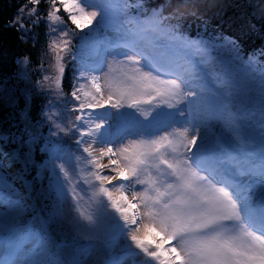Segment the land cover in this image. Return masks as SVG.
<instances>
[{
	"label": "snow or ice",
	"instance_id": "obj_1",
	"mask_svg": "<svg viewBox=\"0 0 264 264\" xmlns=\"http://www.w3.org/2000/svg\"><path fill=\"white\" fill-rule=\"evenodd\" d=\"M43 2L44 15H38L42 0H26L8 24L23 33L46 20L55 34L48 44L55 74L43 75L38 88L62 98L66 57L79 65L71 83L73 103L66 108L74 118L61 123L53 118L58 113L44 112L49 137L57 138L39 149L47 157L43 168L54 196L45 222L104 233L113 244L123 241L127 256L142 257L138 264H264V67H254L253 55L245 61L231 37L216 38L231 45L245 78L259 73L262 155L257 161L254 153H242L240 117L231 111L237 70L217 72L204 59L214 44L200 32L192 38L178 23L166 24L170 17L162 10L149 12L141 4L136 7L142 15L113 27V9L121 0ZM128 7L123 0L121 10ZM109 28L116 35L103 34L101 40V30ZM78 33H84L81 49H91L95 63H84L73 52ZM22 63L27 66L29 58ZM210 120L222 125L215 146L206 132L201 135ZM69 136L74 149L62 146ZM3 140L17 143L10 136ZM35 142V135L21 137L10 158L0 153V169L20 164L17 178L23 179L35 166ZM15 192L9 174L0 171V201L7 199L19 212L23 197ZM12 230L0 264H52L25 262L23 241L35 239V233L17 225ZM105 264L122 260L113 257Z\"/></svg>",
	"mask_w": 264,
	"mask_h": 264
},
{
	"label": "rangeland",
	"instance_id": "obj_2",
	"mask_svg": "<svg viewBox=\"0 0 264 264\" xmlns=\"http://www.w3.org/2000/svg\"><path fill=\"white\" fill-rule=\"evenodd\" d=\"M31 7V5H29ZM123 7V1L119 3V6L113 9V27H117L120 25L127 26L124 24V22L127 20L128 17H135L139 15L136 12L132 13L131 10L127 8L125 11H122ZM25 23H31V18L28 16H24ZM46 24L47 29V42L44 48H42V54L40 56L39 63L37 65L33 63H28L27 66H25L22 61V59H19L17 61L18 63V69L16 71L15 80L18 84L16 86L18 87L20 91V95L23 97L25 103L27 104L29 97L32 93H39L41 96H44L46 99L45 103V111H49L50 114L52 113H58V116H54V119H57L58 122H65L68 118H74L76 115L75 113H70L66 111L67 107L71 106V97L69 94H64L62 98H57L50 92H46L44 90H41L37 86V81L42 80L43 75H54V68L52 65L54 64V59L52 54H50L48 49V44L50 43V37L54 36V33H49V27L44 20ZM69 26H71L69 24ZM74 27V26H71ZM78 31V30H77ZM88 31L87 29L85 30ZM102 35L100 39L102 40L103 34H106L108 37H113L116 35V33L112 30V28H109L107 30H101ZM38 30L36 27H32L30 31L23 32V34L34 36L36 35ZM84 33H78L77 36L73 37V52L77 54L78 57H80L84 63L92 64L95 63L96 56L95 53L91 49H81V40L80 37L83 36ZM222 46V45H221ZM223 52V49L220 48L217 45H214V47H210L209 50L206 53H203V57L206 60H209L212 62V65H214L217 72H222L225 69L229 68H235L237 70V76L238 73L240 74V77H243L244 80L249 81L250 86L254 89L253 96H256L258 99V103L254 104L255 108L248 111L247 113H244L243 116H241L240 112L241 110L237 107L231 108V111L238 115L240 118L238 120V123L241 128V141H239L241 145V151L248 152V153H254L252 155V158L255 160H259L262 153L260 150V139H261V128H260V109H261V83L259 78V73H254L256 76V79L251 78H245L243 73L239 71L237 68V65H235L234 61L231 60L230 64L227 61L219 60V58H224V54L220 55ZM219 56V58H218ZM66 69H69L70 73L73 75L77 74V69L79 68V65L76 61H72L70 57H66ZM43 65V68L40 67V65ZM212 65H209L211 67ZM255 68L260 69L264 67V63L261 67ZM208 84L207 87H212V78L209 76L207 78ZM238 81V79H237ZM247 86V84H244ZM244 85L242 86L241 83H237V86L235 89H241V96L242 98L246 95H248V91H250V88H244ZM249 87V85H248ZM9 87H1L0 88V98L8 100L7 103H14V88H12L10 91L8 90ZM246 89V90H244ZM72 90V89H71ZM233 91V90H232ZM234 93V92H233ZM50 99L53 101V103H50ZM256 99V100H257ZM44 112L42 115V120L37 123H32L27 120H25L24 114L22 115V120H24V131L29 136L35 135L36 142L35 147H38V152L42 156L43 160L40 163H36L35 166L38 169V172L40 173L39 177L37 174L35 176H32L29 173V169L24 174L23 179H18L19 172L21 165L20 164H14L11 168L6 169H0V171H5L7 174H9L11 180L14 182V188L16 189L15 195L23 197L22 201L20 202L22 204V208L17 211V208L8 202L7 199L4 201H0V221H3V223H0V240H3L6 243V250L9 246L10 241L14 237V233L12 230L11 224H15L13 219L18 215L20 219L25 216L29 215L27 210L32 211L37 217H36V223L34 220H29L28 223H26L24 226H19L20 228H25L28 231L35 233V239L42 238L41 244L38 246V248L35 247L36 242L32 238H26L23 241V247H22V259L27 262L29 259H38V260H44V261H50L52 264H105L106 261L111 260L113 257L119 258L122 260V264H138V262L142 259V257H131L127 256L126 249H124L123 241H118L115 244L111 243L110 238L104 234V233H95L90 232L87 229H83L81 231L75 230L71 224L64 223L60 224L59 229H65L69 230L72 234H74L78 239H81L78 243V246L73 249H71L70 252H62L60 248L58 247V243H55V240L50 235V224L46 223V217L49 215V212L53 206L54 202V196H51L48 189V175L49 173L43 168V163L46 160V154L42 155L39 151L40 147H42L46 141L49 139H52L55 141L57 138L55 137H49V125L45 122L44 118ZM245 112V111H244ZM249 113H254V115L250 116ZM221 122L219 120H210L209 121V127L207 129L202 128L201 129V135H204L205 132L208 136V142L210 145L215 146L216 139L219 136L221 132ZM3 137L5 135L3 133H0V148L2 149V153L7 152L9 154V158L11 157V153L13 149H17V147H6L5 142L3 140ZM27 138V137H26ZM62 146L64 147H70L75 148L73 139L69 137H63ZM33 157H34V151H33ZM3 159V156H2ZM1 159V160H2ZM37 172V173H38ZM241 181L247 182V177H239L238 178ZM260 189L257 188V194H259ZM14 198V197H13ZM70 201V197H69ZM86 208V205H85ZM20 215V216H19ZM73 215H75L73 213ZM11 220V222H10ZM16 222H18V219H16ZM17 224V223H16ZM36 225L32 227L33 225ZM58 224V225H59ZM52 226H55L54 223L51 224ZM12 232L11 239L9 238V234ZM51 238V239H50ZM50 249V251H49ZM6 255V251L4 256ZM66 258H65V257Z\"/></svg>",
	"mask_w": 264,
	"mask_h": 264
},
{
	"label": "trees",
	"instance_id": "obj_3",
	"mask_svg": "<svg viewBox=\"0 0 264 264\" xmlns=\"http://www.w3.org/2000/svg\"><path fill=\"white\" fill-rule=\"evenodd\" d=\"M25 3L26 0H0V88L9 87L10 90L14 88L15 99L12 104L7 103L8 100L0 98V133H3L5 137L10 136L16 139L17 143L6 144V147L13 148L17 147L21 137L28 138V134L23 128L26 122L22 120V115L24 114L25 120L37 123L42 120L46 103L44 96L32 93L26 104L16 86L18 84L15 80L18 69L17 61L28 57L29 63L37 65L42 48L46 45L48 34L44 20L35 26L38 32L34 36H25L22 32L8 26L9 22L17 16L19 8ZM126 3L129 5V11L131 10L132 13L137 11L139 15L143 13L141 8L136 7L137 4H141L149 12L153 9L162 10V15L170 17V20L165 22L166 24L178 23L179 31L192 38H195L197 32H200L210 43L223 49L225 53L220 55L224 54L225 56L221 59L218 56L219 60L227 61L230 64L235 53L230 51L231 45L216 38L231 37L237 41L241 49V56L245 61L249 55H253L256 67H261L264 63V55H261V52L264 51V0H126ZM47 10L48 5L42 0L38 7V15H44ZM205 26L206 31H204ZM239 63L236 62L235 65ZM240 74L238 73L236 77L239 83L242 86L247 84V86L244 85V88L251 90L248 91V95L242 98V90L234 88L230 100L231 108L237 107L243 116L244 113L255 108L254 104L258 103V99L253 96L254 89L250 86L249 81L240 77ZM72 76L69 69H66L64 94L71 92ZM0 153H2L1 149ZM1 159L2 155H0ZM33 159L35 164L43 160L38 152V147L34 148ZM37 172L36 166L29 167V173L32 176H35ZM27 212L29 215H25L21 219L16 215L13 219L15 224H11V226H24L30 219L35 222L37 216L32 211L27 210ZM49 224L50 235L59 243V248L63 253L70 252L73 247L78 246L81 239H78L69 230L59 229V223H54L55 226H52V223ZM34 226L36 225L34 224L32 227Z\"/></svg>",
	"mask_w": 264,
	"mask_h": 264
},
{
	"label": "bare ground",
	"instance_id": "obj_4",
	"mask_svg": "<svg viewBox=\"0 0 264 264\" xmlns=\"http://www.w3.org/2000/svg\"><path fill=\"white\" fill-rule=\"evenodd\" d=\"M6 251V243L3 240H0V258L4 257Z\"/></svg>",
	"mask_w": 264,
	"mask_h": 264
}]
</instances>
